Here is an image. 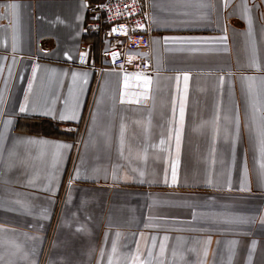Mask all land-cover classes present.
Listing matches in <instances>:
<instances>
[{
    "label": "crops",
    "instance_id": "1",
    "mask_svg": "<svg viewBox=\"0 0 264 264\" xmlns=\"http://www.w3.org/2000/svg\"><path fill=\"white\" fill-rule=\"evenodd\" d=\"M143 1L139 73L95 0H0V264H264V0Z\"/></svg>",
    "mask_w": 264,
    "mask_h": 264
},
{
    "label": "built area",
    "instance_id": "2",
    "mask_svg": "<svg viewBox=\"0 0 264 264\" xmlns=\"http://www.w3.org/2000/svg\"><path fill=\"white\" fill-rule=\"evenodd\" d=\"M96 15L88 21L87 31L102 35L108 45L101 52L103 62L100 69L150 71L151 59L134 60L128 64L124 52V49L137 50L148 46L150 12L144 1L107 0L99 6Z\"/></svg>",
    "mask_w": 264,
    "mask_h": 264
},
{
    "label": "snow or ice",
    "instance_id": "3",
    "mask_svg": "<svg viewBox=\"0 0 264 264\" xmlns=\"http://www.w3.org/2000/svg\"><path fill=\"white\" fill-rule=\"evenodd\" d=\"M206 6H209V5H201V7H206ZM8 7L14 11L19 6L16 4H11ZM249 23L251 24V21H249ZM223 39L226 40V37H224ZM253 65L257 68V70H260L259 65H258V63H256L255 59H253ZM185 79L187 80V77H185ZM246 79H248L249 81H253L255 78L254 77H246ZM146 83L150 84L151 82L146 81ZM20 110H21V112L25 111L24 108H21ZM180 117H181V123H183V117H184L183 108H181ZM66 118L67 117H64V116L61 117V119H66ZM72 118L74 119L75 117H72ZM8 123L10 124L11 121H9ZM237 123H238V121H237ZM177 141L179 142V137H177ZM28 142L29 143H47V141H33V140H29ZM58 147H68V146L67 145H58ZM261 154H262V156H264V149H262ZM261 169L264 170V162L261 163ZM77 175H79V173H77ZM262 175H264V171H262ZM241 190H245V189L242 188ZM261 222L264 223V220H262ZM165 239H167V237H165ZM253 247H255V245H253ZM163 251H164V249L162 248L161 252L163 253ZM112 254H113V257H115V254H116V246L115 245H113ZM205 255H207V253H205ZM150 256H151V254H149V257ZM250 260H251V256H250ZM109 264H118V261H116L114 259H110ZM131 264H151V260L150 259L148 261L141 260L139 257V254H138V249H137V255L131 259Z\"/></svg>",
    "mask_w": 264,
    "mask_h": 264
},
{
    "label": "trees",
    "instance_id": "4",
    "mask_svg": "<svg viewBox=\"0 0 264 264\" xmlns=\"http://www.w3.org/2000/svg\"><path fill=\"white\" fill-rule=\"evenodd\" d=\"M96 3H97V7L94 10H92V12H96L98 11V8L99 6L101 5V3L107 1V0H95ZM95 6V4H93ZM96 35H99V34H96ZM100 36V35H99ZM37 127L39 130L38 131H34L38 134H42V135H45V136H55V135H59L60 136V133L57 131V130H53L51 128V124L47 123V122H39V123H36L34 128Z\"/></svg>",
    "mask_w": 264,
    "mask_h": 264
},
{
    "label": "rangeland",
    "instance_id": "5",
    "mask_svg": "<svg viewBox=\"0 0 264 264\" xmlns=\"http://www.w3.org/2000/svg\"><path fill=\"white\" fill-rule=\"evenodd\" d=\"M65 130H66V129H65ZM67 131H69V129H68Z\"/></svg>",
    "mask_w": 264,
    "mask_h": 264
}]
</instances>
